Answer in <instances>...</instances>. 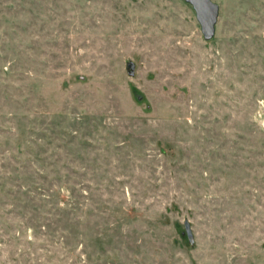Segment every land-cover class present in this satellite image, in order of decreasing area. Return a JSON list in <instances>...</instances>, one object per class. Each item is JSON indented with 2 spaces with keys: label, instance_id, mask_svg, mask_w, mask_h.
<instances>
[{
  "label": "rangeland",
  "instance_id": "374dc122",
  "mask_svg": "<svg viewBox=\"0 0 264 264\" xmlns=\"http://www.w3.org/2000/svg\"><path fill=\"white\" fill-rule=\"evenodd\" d=\"M212 1L0 0V264H264V0Z\"/></svg>",
  "mask_w": 264,
  "mask_h": 264
},
{
  "label": "water",
  "instance_id": "95a60500",
  "mask_svg": "<svg viewBox=\"0 0 264 264\" xmlns=\"http://www.w3.org/2000/svg\"><path fill=\"white\" fill-rule=\"evenodd\" d=\"M188 3L194 13L195 18L200 26L202 36L205 40H210L215 35L216 24L219 13V6L212 0H184ZM126 71L128 75L133 76L135 73V65L132 61H127ZM141 96L139 95V99ZM184 232L190 245L194 244V238L191 232L190 224L187 220L183 223Z\"/></svg>",
  "mask_w": 264,
  "mask_h": 264
}]
</instances>
